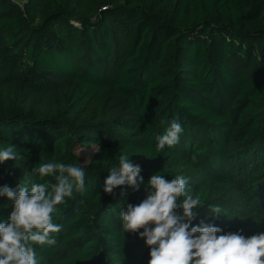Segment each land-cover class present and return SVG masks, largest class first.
<instances>
[{
	"label": "trees",
	"instance_id": "1",
	"mask_svg": "<svg viewBox=\"0 0 264 264\" xmlns=\"http://www.w3.org/2000/svg\"><path fill=\"white\" fill-rule=\"evenodd\" d=\"M173 119L180 142L158 152ZM8 145L21 159L0 165V187L14 190L44 182L31 173L41 162L78 164L80 149L99 145L82 165L85 190L54 215L56 244L36 246L39 264H149L150 249L119 214L146 198L155 174L183 175L200 195L191 226L264 232V0H0ZM121 155L144 183L106 194ZM11 211L0 198V218Z\"/></svg>",
	"mask_w": 264,
	"mask_h": 264
},
{
	"label": "clouds",
	"instance_id": "2",
	"mask_svg": "<svg viewBox=\"0 0 264 264\" xmlns=\"http://www.w3.org/2000/svg\"><path fill=\"white\" fill-rule=\"evenodd\" d=\"M183 132L178 119L170 121L164 133L156 137L157 151L173 148ZM99 150L97 145L94 153ZM19 159L15 146H0V165ZM87 162H41L31 173L44 182H21L15 190L7 185L0 187V198H7L12 208L7 220L0 218V264H39L36 246L56 244L51 234L61 232L62 225L54 222V215L74 192L85 190L82 165ZM141 171L128 155L119 156L118 164L108 170L104 193L111 195L123 186L139 191L144 183ZM188 185L183 175L168 180L155 174L146 186V198L139 204H128L119 214L124 232L139 233L150 249L149 264H264V232L246 238L242 230L225 233L212 224L191 226L203 206L200 195L193 194ZM178 209L183 210L182 215ZM211 212L225 215L218 205H212Z\"/></svg>",
	"mask_w": 264,
	"mask_h": 264
},
{
	"label": "rangeland",
	"instance_id": "3",
	"mask_svg": "<svg viewBox=\"0 0 264 264\" xmlns=\"http://www.w3.org/2000/svg\"><path fill=\"white\" fill-rule=\"evenodd\" d=\"M94 150H95V148L80 149L77 152V155L80 158L81 163H83L85 160L88 161L87 163H85L83 165H87L91 161L92 157L96 153V152L94 153ZM88 158H90V159H88ZM235 201H236V203H243L244 200H242L241 198H236Z\"/></svg>",
	"mask_w": 264,
	"mask_h": 264
}]
</instances>
